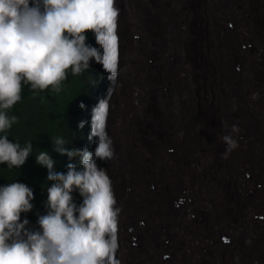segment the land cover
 <instances>
[{
  "label": "rangeland",
  "instance_id": "1",
  "mask_svg": "<svg viewBox=\"0 0 264 264\" xmlns=\"http://www.w3.org/2000/svg\"><path fill=\"white\" fill-rule=\"evenodd\" d=\"M122 8L114 118L122 159L109 164L129 213L122 259L214 264L210 243L224 248L218 264H235L232 248L236 264L251 249L248 264H264V0H124ZM175 94L181 108L163 112L160 102ZM233 126L248 133L235 158Z\"/></svg>",
  "mask_w": 264,
  "mask_h": 264
},
{
  "label": "clouds",
  "instance_id": "2",
  "mask_svg": "<svg viewBox=\"0 0 264 264\" xmlns=\"http://www.w3.org/2000/svg\"><path fill=\"white\" fill-rule=\"evenodd\" d=\"M123 3L0 0V165L18 169L34 150L51 182L34 228L32 184L0 185V264H127L129 213L109 165L122 159L114 118L125 72ZM22 84L31 109H23ZM25 110L38 128L34 146L9 139ZM233 131L235 158L248 133Z\"/></svg>",
  "mask_w": 264,
  "mask_h": 264
},
{
  "label": "trees",
  "instance_id": "3",
  "mask_svg": "<svg viewBox=\"0 0 264 264\" xmlns=\"http://www.w3.org/2000/svg\"><path fill=\"white\" fill-rule=\"evenodd\" d=\"M22 92H24L23 98H24V104H25V106H23V109H26V108L31 109L34 104V101L32 97L30 98L31 91L29 90V86L22 84ZM176 97H177V94H175L174 96L171 95L170 98L166 99L165 101L160 102L163 112L165 110L166 113L171 114L172 112L176 113L179 111V108H181V106L178 107L179 104H177L176 101H173L174 99L176 100ZM27 115H28L27 110H25L24 117L20 116V119L18 118V122L15 126V130L9 133V139L13 141H19L21 145H24L28 141H31L32 146H34L35 145L34 142L37 140L39 132H38V128L35 125L29 126L31 117H28ZM41 126H45V124L42 123ZM185 127H186V124H185ZM34 149H36V146L34 147ZM47 174H48V170L40 166L39 164H37L36 155L34 153V150L30 154V156L27 158L25 164L18 169L14 168L12 170H8L6 165H0V185L9 183L13 180H17L18 182H22L25 184L26 182H29L33 186L34 200L32 201V203L34 204V208L30 213L27 214V218L30 221V224L28 225V227L30 225H32L33 228L38 227L36 223L37 217L38 215L45 213L44 204H45V201L47 200L46 187L50 186L51 184V182L47 180ZM249 211H250V208H249ZM229 214L231 213L229 212ZM24 215L25 214H22L21 219L24 218ZM205 216L208 217L209 221L211 220L210 218L211 213H207V215ZM236 217H234V214H231L230 220L233 223L232 227H235V225H237L238 223V221L235 220ZM221 248L222 246L220 245H215V244H210V243L205 248L206 251L208 252L210 251L212 254L216 255V257L213 258L214 264H218L219 262V257L217 255V249H221ZM230 249L231 248H229V250ZM232 249L234 250L233 256L235 258V261L238 263L239 259L236 258L237 254L239 253L238 249L236 248H232ZM222 250H224V248H222ZM253 250L251 249L250 252H252ZM183 252L187 254L186 250ZM250 252L248 250V253H246L247 258H245L243 264H248L250 262L249 259L254 258L253 254H250ZM225 253H229V252L225 251Z\"/></svg>",
  "mask_w": 264,
  "mask_h": 264
}]
</instances>
